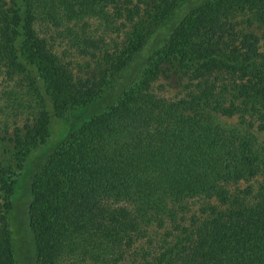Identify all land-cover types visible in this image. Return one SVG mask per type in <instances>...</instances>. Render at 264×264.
I'll return each instance as SVG.
<instances>
[{"label": "trees", "instance_id": "obj_1", "mask_svg": "<svg viewBox=\"0 0 264 264\" xmlns=\"http://www.w3.org/2000/svg\"><path fill=\"white\" fill-rule=\"evenodd\" d=\"M178 1L0 0V264H16L7 214L24 157ZM95 17L118 23L110 44L85 37ZM31 191L36 264H264V0L192 11Z\"/></svg>", "mask_w": 264, "mask_h": 264}, {"label": "rangeland", "instance_id": "obj_2", "mask_svg": "<svg viewBox=\"0 0 264 264\" xmlns=\"http://www.w3.org/2000/svg\"><path fill=\"white\" fill-rule=\"evenodd\" d=\"M209 1L211 0H179L168 16L148 31L137 53L118 73L119 76L117 74L114 76L110 85L99 97L86 106L73 111L70 114L69 123L68 112L52 117L48 136L36 143L24 157L22 170L15 181L13 194L10 198L11 208L7 214V225L16 264H36L35 241L29 221V207L32 202L31 186L35 174L45 166L48 156L76 126L100 115L115 104L122 93L141 76L147 63L163 53L173 34L189 14ZM84 20L88 23V27L84 28L85 37H91L100 44L101 41L110 44L111 40L117 37L114 29L118 23L107 25L105 21L107 19L102 17ZM81 33V30H78V34ZM255 33L260 34L258 30H255ZM63 43L64 46H67L65 40ZM64 46L62 48H65Z\"/></svg>", "mask_w": 264, "mask_h": 264}]
</instances>
